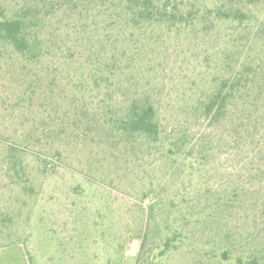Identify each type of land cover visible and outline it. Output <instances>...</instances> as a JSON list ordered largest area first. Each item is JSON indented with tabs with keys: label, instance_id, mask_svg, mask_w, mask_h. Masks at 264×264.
I'll use <instances>...</instances> for the list:
<instances>
[{
	"label": "rangeland",
	"instance_id": "374dc122",
	"mask_svg": "<svg viewBox=\"0 0 264 264\" xmlns=\"http://www.w3.org/2000/svg\"><path fill=\"white\" fill-rule=\"evenodd\" d=\"M254 9L263 18L264 0ZM78 25L67 14L50 22L47 31L54 44L43 72L18 66L0 71V159L6 145L23 135H38L62 151V157L45 170L38 153L51 152L24 150L34 188L30 195L12 185L0 163V209L18 207L20 215L18 223H0V246L19 242L34 264H239L203 254L199 243L216 233L224 240L232 228L234 236L242 227L245 231L252 226L264 234L263 225L245 219L256 207L201 219L202 228L195 220L182 223L179 203L171 201H179L186 188L196 193L197 198L187 200L195 207L216 184L242 182L245 140L264 133V33L251 34L248 47L263 67L261 90L252 100L230 105L228 113L214 122L197 118L193 109L216 74V59L231 47L234 36L245 33L235 34L222 26L205 36L172 34L158 37L155 44L144 40L151 46H143L139 60L126 69L135 73L139 86L155 90L167 126L187 124L194 139L201 138L206 145L202 160L195 158L200 153L196 148L188 160L172 163L150 149L118 146L104 132L83 135L73 124L63 129L66 121L73 123L78 117L76 112L81 113L77 107L101 103L107 88L93 85L83 53L103 43L111 45L107 27L89 18ZM111 40L114 45L128 42L126 37ZM62 46L65 50L57 54ZM34 73L38 74L35 91L28 92ZM120 89L111 87L114 93ZM190 159L193 168H188ZM150 203L155 211L147 215ZM145 225V235L138 236ZM168 236L175 240L166 247Z\"/></svg>",
	"mask_w": 264,
	"mask_h": 264
},
{
	"label": "trees",
	"instance_id": "16d2710c",
	"mask_svg": "<svg viewBox=\"0 0 264 264\" xmlns=\"http://www.w3.org/2000/svg\"><path fill=\"white\" fill-rule=\"evenodd\" d=\"M261 1L213 0L209 4L206 0H0V71L4 67L18 66L23 71L31 69L43 72L54 44L47 27L55 16L67 14L76 25L86 18L99 20L107 27L105 35L111 45L103 43L100 48L84 50L83 53L90 77L93 78L91 82L95 86L106 84V93L96 106L77 107L76 110L81 113L76 112L78 117H73V123L70 119L63 122V129L73 124L81 129L83 135L104 132L117 140L118 146L133 150L150 149L172 163L177 159L188 160L192 150L199 148L200 153L195 158L202 160L206 145L203 141L200 143L201 138L200 141L195 140L193 129L187 124L167 126L161 117L160 99L155 90L145 85L139 86L135 73L126 68L139 60L143 46L155 44L158 37L172 34L205 36L210 30L222 26L235 34L245 33L242 37L234 36L230 40L231 47L224 49L216 59V74L204 93L197 98L193 109L197 118L214 122L228 113L230 105L252 100L262 88L261 61L258 55H251L248 48L254 37H250L251 34L264 33V17L258 16L254 9ZM113 36L126 37L128 42L126 45H114L111 40ZM134 37H137L135 41L132 39ZM144 40H149V44L143 43ZM64 50L65 46H62L55 52L59 54ZM122 70L127 72L122 73ZM118 73L122 76L120 80L117 79ZM33 76L34 81L27 86L28 92L35 91L38 74L34 73ZM111 87L121 89L114 93ZM45 141L38 135H23L6 145L0 159L12 185L21 186L27 194H32L34 188L30 183L24 150L35 148L51 152L45 155L38 153L40 166L45 170L55 163V158L62 157L56 143ZM244 146L246 156L241 169L242 182L216 184L205 193L206 198L199 199L200 204L195 207L188 205L187 200L197 198L196 193L186 188L179 201H171L179 203L178 218L182 223L195 220L197 226L205 228L201 219L225 215L244 207H256V210L252 209V216L250 214L245 219L248 222L252 219L255 225L260 223L264 226V133L247 137ZM193 166L194 162L190 159L188 168ZM11 207L8 211L0 209L1 224L18 223V207ZM154 211L153 203L145 208L147 215ZM146 228L145 225L138 236H144ZM242 229L239 236H234L231 234L232 228L229 237L224 240L216 233L208 241L199 243V251L203 254L210 252L223 261L235 259L239 264H264L262 230L254 226L249 230ZM173 240L175 237L168 236L164 241L165 246H169ZM15 244L20 243L10 242L0 248ZM26 253L30 264H34L28 250Z\"/></svg>",
	"mask_w": 264,
	"mask_h": 264
},
{
	"label": "crops",
	"instance_id": "0c3cea01",
	"mask_svg": "<svg viewBox=\"0 0 264 264\" xmlns=\"http://www.w3.org/2000/svg\"><path fill=\"white\" fill-rule=\"evenodd\" d=\"M0 264H30L26 250L21 244L0 248Z\"/></svg>",
	"mask_w": 264,
	"mask_h": 264
}]
</instances>
